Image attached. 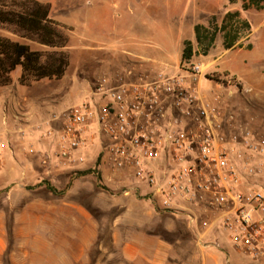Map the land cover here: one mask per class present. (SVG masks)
Masks as SVG:
<instances>
[{
    "label": "built area",
    "instance_id": "2783aa9c",
    "mask_svg": "<svg viewBox=\"0 0 264 264\" xmlns=\"http://www.w3.org/2000/svg\"><path fill=\"white\" fill-rule=\"evenodd\" d=\"M146 62L126 60L127 78L117 83L118 72L99 81L68 109L64 124L50 125L57 115L37 124L42 137L57 140L55 151L43 152L42 164L78 166L86 162L78 152L98 141L99 156L111 168L109 181L119 177L122 194L144 195L161 210L184 212L203 248H223L211 236L224 230L239 252L264 256V183L256 181H264V134L252 117H244L253 88L209 72L201 62L172 70ZM232 87L244 108L234 105ZM223 88L227 96L218 91ZM26 105L17 100L3 109L4 122L11 111L21 139L33 117ZM0 148L11 149L10 141L0 137Z\"/></svg>",
    "mask_w": 264,
    "mask_h": 264
},
{
    "label": "crops",
    "instance_id": "0c3cea01",
    "mask_svg": "<svg viewBox=\"0 0 264 264\" xmlns=\"http://www.w3.org/2000/svg\"><path fill=\"white\" fill-rule=\"evenodd\" d=\"M144 1L152 7V11L155 10L158 20L171 21L179 12L189 13L187 17L193 19L191 23L194 31L197 23L208 25L209 19L213 15L217 16L223 12L225 14L227 11H239L241 18L249 21V12L264 9V2L262 9L255 7L244 9L245 0L229 2L228 5H225L224 11H210L206 8V6L213 5L216 0H140V2ZM189 4L195 5L192 11L188 8ZM89 28L88 26V33L91 32ZM251 36L252 32L242 37L239 40V45L233 49L240 47L252 50ZM249 37L251 48L246 47V44L243 43L244 39ZM192 41L194 42V40ZM108 46L104 55L108 60L107 62H111L110 68L115 66V63H112L114 61L156 60V55H153L139 42L122 45L113 43ZM159 61L163 62L162 60ZM163 64L165 67L170 66V63ZM206 65H209L210 68V64ZM249 67L250 65L247 64V68ZM213 72L217 73V71ZM238 77L244 80L242 76ZM253 83L262 88L264 87V78L256 79ZM11 85L0 86V110L6 104H10L8 97L5 98V102L1 100V97L3 96V89ZM11 95L9 97H12ZM19 99L26 103V106L33 113L31 128L28 127L26 138L21 139L19 134L15 132L18 125L15 124L12 116H10L8 123H5L3 119L2 124H0V137L2 136V139H7L11 143V149L0 148L2 157L0 189L11 184L19 185L17 183L19 181H27L29 184L42 179L54 183L59 179H66L63 183L66 186L72 171L93 168L97 162H99V166L97 165L99 168H96L102 170L103 176L106 170L111 172L108 162L99 156L98 141L92 147L78 152V154L86 157L85 163L69 168L58 166L54 160L53 166H44L42 164L43 152L48 149L55 151L57 140L55 137H42L43 129H39L37 124L48 120L46 115L51 113L45 110V112L34 111L33 107L28 106L29 97L27 96L19 97ZM252 99V103L250 102L252 108H248L250 111L256 112L263 108L264 95L262 93H256ZM12 103L13 100H11ZM233 103L240 108H244L246 105L245 101L238 97L234 98ZM30 147L33 148L32 152H29ZM109 178L110 176H108V180ZM78 180V177L74 179V184L67 191L72 196L71 198L52 193L43 186L46 189L41 190L43 194L39 196L38 200L25 202L17 209L11 225H9L7 213L12 209L13 203L11 202V206L4 205L3 200H0V264H3L4 256H9L10 264H93V256H105L102 259V264H190L188 257L184 258L183 256H194L195 264H222L219 250H215L216 248L213 247L204 249L198 244L196 227L190 229L193 237L188 243L191 248L188 247L189 250L183 247L179 248L180 238L167 239L157 230L156 223L159 219L167 218L175 221L178 214L186 216L184 212L168 211L172 214L160 215L161 213L154 211V207L151 205H149L150 208L147 206L143 209V205L128 203V198L121 197L123 200L117 201L120 204V201H126V203L121 204V207L113 206L114 204L103 206L100 208L103 215L99 216L96 215L93 205L85 202V198L89 197L90 194L100 195L104 192L98 186L95 187L94 184L92 189L84 191L80 183L77 186L78 189L76 188L74 192H71ZM6 192L4 201L14 197L20 199V197L28 195V192L18 187ZM2 194L4 193L0 191V195ZM149 200L151 199L149 198ZM155 208L157 209V207ZM141 210L145 211L141 212ZM145 224H150L151 228ZM179 230H183V228L179 227ZM212 236L222 237L218 232H214ZM223 249L224 247L220 251ZM226 264H232L230 257Z\"/></svg>",
    "mask_w": 264,
    "mask_h": 264
},
{
    "label": "rangeland",
    "instance_id": "374dc122",
    "mask_svg": "<svg viewBox=\"0 0 264 264\" xmlns=\"http://www.w3.org/2000/svg\"><path fill=\"white\" fill-rule=\"evenodd\" d=\"M40 1L50 5V16L63 26L62 30L69 38L66 48L70 55L69 66L65 75L61 79L46 78L36 81L31 85H20L16 82L21 71L20 68H17L12 74L14 82L11 86L3 89L1 100L4 101L5 98L8 97L11 105V100L16 104L17 100H20L19 97H29L28 106L30 105L31 108L33 107L34 111L45 110L48 113L50 112L51 114L46 115L48 118L53 115L58 116V119L50 122L52 127L64 124L68 109L72 105L80 102L81 99L105 77L116 75L119 72V76L114 77L117 79V83L120 82L119 78H127V75L123 71V67L126 64L124 61H114L112 63H115V66L110 68L109 66L111 62L108 63V60L105 58L104 53L107 51L106 49L109 47L108 45L113 43L116 45H122L139 42L144 48L149 49L153 55H156V62L150 60V63L154 64L156 68L162 66L160 69H164L165 64L163 63H170V66L167 68L172 70V68L176 69L179 63H182L184 39H192L195 42V54L191 61L210 64L208 71H217L216 74L222 77L228 76L239 78L238 76H242L244 80L242 78L239 79H241L246 86L252 87L254 90L252 94H246L249 98L255 96L256 93H262L264 95V87H258L253 83L256 79L264 78V9L261 11L253 10L249 12L250 14L248 18L252 26V50L242 49L240 47L226 50L222 44V34H219L215 46L207 55H205L203 50L196 43L195 31L191 23L193 22V19L187 17L189 16V13L179 12L175 14L173 20L170 21L158 20L155 15V10L152 11V7L149 4L145 3V1L140 2V0ZM228 4V0H216L213 5L206 6V8L210 11H224L225 5ZM188 8L192 11L195 8V5L189 4ZM191 15L193 16V14ZM223 15L224 12L217 15L219 23L221 22ZM88 26L91 30L90 33L87 32ZM4 33L14 36L11 32L4 31ZM245 35L247 34H243L242 37H245ZM249 39L250 37L243 41V43L246 44V47L251 44ZM21 41L28 43L34 50H43L45 48L37 42L26 40ZM159 60H162L163 62ZM247 64L250 65L249 68H247ZM208 85L213 87L214 83H209ZM218 91L227 96L229 89L223 88ZM233 92L235 97L241 98L239 89L232 87V93ZM10 95L12 97H9ZM3 109L0 110V124H2L4 119ZM10 116L11 111L9 112V120ZM244 117L248 119L252 117L251 122L255 130L260 134H264V106L256 112L248 110ZM97 165L99 166V164ZM97 165L95 168L98 167ZM98 170L101 173L102 182L110 189L111 193L102 190L104 193H101L100 195L90 194L89 197L85 198V202L88 204L91 203L93 208H95L94 211L96 212V215H103V212L100 209L103 206H112L114 204L113 206L121 207V204L126 203V201H120V204L117 201L119 199L123 200L121 197L128 198V203H136L138 206L139 204L140 206L143 205V209L151 205L154 207V211L159 212V210L155 208L157 205L149 200L148 197L145 198L144 196L122 194L118 191V187L121 184L118 180L119 177L109 181L108 176L111 175V172L106 170L103 176L102 170ZM79 171H83V169L74 170L69 176H72ZM78 178L79 180L74 185L71 192H74L76 188L78 189L77 186H79V183L84 191L90 190L94 186H98L97 178L91 174L80 177L78 176ZM43 180L44 179L30 182L29 184L27 181H19L17 182L19 185L11 184L8 187L0 189V191L4 193L0 195V200H3L2 203L9 206H11V202L13 203L11 206L12 209L7 213L9 225H11L14 220L15 212L21 207V205L25 204V202L38 200L40 198L39 196L43 194L41 190L47 188L45 184L40 185ZM65 181L66 179H59L55 183L49 182L54 184L53 186L58 188V190H64L69 184L70 186L74 184V180L71 181V177L68 179L66 186L63 184ZM129 181L131 182L132 180ZM256 181L261 184L264 183V181ZM16 187L28 192V195L22 198L20 197V199H15L14 197L4 201L5 195L8 193L6 191ZM68 189L62 194V196L71 198L72 196L67 192ZM98 207L99 209H97ZM142 211L145 210H141V212ZM176 216L175 221L167 218L159 219L156 223V228L163 237H166L167 239L172 240L174 238H180L181 244L179 245V248L183 247L186 248V250H189L188 247L190 248V246H188V243L193 235L188 231L193 226L188 222L186 216L182 214ZM142 217L148 221L144 216ZM178 225L181 229L183 228V230H179ZM145 226L148 227L150 224H145ZM217 231L222 235L219 240L224 249L223 251H220L222 248H216L215 250H219L221 256L220 261L222 264H226L229 257L232 264H264V256L252 258L239 252L228 240V236L224 230ZM214 238L215 236H211V239ZM93 257V264H102V259L105 258V256ZM183 257H188L190 264L196 263L194 256ZM2 263L10 264L9 256H4Z\"/></svg>",
    "mask_w": 264,
    "mask_h": 264
},
{
    "label": "trees",
    "instance_id": "16d2710c",
    "mask_svg": "<svg viewBox=\"0 0 264 264\" xmlns=\"http://www.w3.org/2000/svg\"><path fill=\"white\" fill-rule=\"evenodd\" d=\"M235 0H229L230 3ZM264 0H245L244 9L255 7L263 8ZM63 26L50 16V5L40 0H0V86L13 83L12 74L20 68L18 82L21 85H31L42 79H61L69 66L70 55L67 51L68 36L62 30ZM11 32L14 36L4 33ZM252 32L251 23L240 16L239 11H227L221 22L213 15L208 25L197 23L195 25V38L197 45L207 55L215 46L216 39L222 34L223 46L226 50L239 45L243 34ZM21 40L37 42L44 46L43 50H34ZM182 63L191 62L195 54V44L190 39L183 41ZM252 47L251 44L248 45ZM99 164V162H97ZM91 174L97 178L98 187L110 192L102 182L100 171L93 167L76 172L71 181L78 176ZM52 193L62 195L70 187L58 190L48 180L44 185ZM111 193V192H110ZM159 210L165 214L168 211ZM190 234L191 231H188Z\"/></svg>",
    "mask_w": 264,
    "mask_h": 264
}]
</instances>
